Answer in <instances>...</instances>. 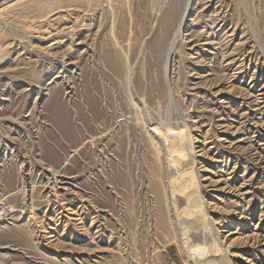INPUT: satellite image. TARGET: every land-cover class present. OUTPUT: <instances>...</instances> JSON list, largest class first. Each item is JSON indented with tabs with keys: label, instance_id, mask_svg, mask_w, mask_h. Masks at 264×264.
I'll return each instance as SVG.
<instances>
[{
	"label": "rangeland",
	"instance_id": "rangeland-1",
	"mask_svg": "<svg viewBox=\"0 0 264 264\" xmlns=\"http://www.w3.org/2000/svg\"><path fill=\"white\" fill-rule=\"evenodd\" d=\"M88 1L0 0V264H264V0Z\"/></svg>",
	"mask_w": 264,
	"mask_h": 264
},
{
	"label": "bare ground",
	"instance_id": "bare-ground-1",
	"mask_svg": "<svg viewBox=\"0 0 264 264\" xmlns=\"http://www.w3.org/2000/svg\"><path fill=\"white\" fill-rule=\"evenodd\" d=\"M94 1H93V3H94ZM88 4H89V1H88ZM186 7H187V5H186ZM183 11H182L181 15L178 16L176 22L175 23H171L172 25L170 24V26L168 27V32L170 34V36L168 37V40H167V36L163 37V35H162L163 33H161V35H157L156 39H155L156 40V44L155 45H156V48H157L156 50L159 52V54H162V56H160V57L162 58V62H163L164 75L167 72L168 64L170 63V61L173 58V51H174L175 47L180 44L181 39L183 38L182 37V29H183L182 28V24H183V19H184V16H185L186 9L183 10ZM223 21H224L223 18L219 17L218 14H215V15L211 16V18L209 20V23L206 24V28L207 29L209 28L211 30V32L213 31V34H211L212 36L215 35V33H217L220 29H223L225 23H223V25H221V26L219 24L220 22H223ZM216 26H218V27L216 29H214V27H216ZM164 28H166V27H164ZM166 30H167V28H166ZM162 31L164 32V30H162ZM209 37L210 36H207V37L203 38L204 39L203 45H212L213 44V42L210 41L212 37L211 38H209ZM200 38L198 40H200ZM166 40H167V42L165 44L164 42ZM192 50H197V49L194 47V48H192ZM218 50H219V48H218ZM238 53L241 56V54L243 52H242V50H239ZM224 54L225 53H223V57L225 56ZM241 59L245 60L246 58L244 57V58H241ZM242 60L240 61V64L238 65V67L233 70L234 74L233 75L231 74V76H230L232 79H234L235 75L241 73V70L243 69L242 65L244 64ZM127 76H128V81H130V77H131L130 72L127 73ZM261 87H262L261 90L263 91L264 90V85H262ZM259 95H263V96H260V98L257 97L258 98V99L256 98L257 101L260 100L261 103L264 104V93L263 94L259 93ZM55 107H57V110H60L62 108L61 102L56 104ZM148 126H150V125H148ZM149 131H151V133H153L154 136L157 137L158 141L160 142L159 150H158L159 153H162L163 155H165L166 158H167V161L177 162L178 160H175L174 156H178V154H174L173 153L174 148L176 150V146H174L173 142L170 140L171 133H170L169 126H166L164 128H161V127L158 128V126L154 125V126L150 127ZM177 147L179 148L178 145H177ZM180 147H181V151H183L185 148L187 149V150L185 149L186 153H184V152L182 153V156L188 157L189 156L188 155L189 154V149H188L187 142L185 144H180ZM189 147H190V145H189ZM51 174L53 175V177H55V175L53 173H51ZM56 182H58V181H56ZM177 188H179V185H177ZM173 190H176V186H174ZM173 192L174 191H172V193ZM199 216H200V220L204 219L203 207L202 206L197 207V206L194 205L193 206V210H191V211L187 212L186 214H184L183 217L181 218V220H183L184 222L192 221L191 224L193 225V223H195L194 220H197ZM187 234H188L187 231H185L184 235L187 236ZM186 239H188V238H186ZM227 247L228 246H225V245H223V244H221L219 242V243H215V245H209L208 248H206V249L201 248V247H194L193 246V248L191 247V248L188 249V253L192 257L191 260H192V262L194 264H196V263L197 264H226V263H228V259L226 257V254H227L226 253V249H227Z\"/></svg>",
	"mask_w": 264,
	"mask_h": 264
},
{
	"label": "built area",
	"instance_id": "built-area-1",
	"mask_svg": "<svg viewBox=\"0 0 264 264\" xmlns=\"http://www.w3.org/2000/svg\"><path fill=\"white\" fill-rule=\"evenodd\" d=\"M5 214V211H4V209H0V217H2L3 215Z\"/></svg>",
	"mask_w": 264,
	"mask_h": 264
}]
</instances>
